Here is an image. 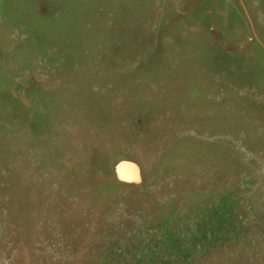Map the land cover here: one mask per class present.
<instances>
[{
  "label": "rangeland",
  "instance_id": "374dc122",
  "mask_svg": "<svg viewBox=\"0 0 264 264\" xmlns=\"http://www.w3.org/2000/svg\"><path fill=\"white\" fill-rule=\"evenodd\" d=\"M0 264H264V0H0Z\"/></svg>",
  "mask_w": 264,
  "mask_h": 264
},
{
  "label": "water",
  "instance_id": "95a60500",
  "mask_svg": "<svg viewBox=\"0 0 264 264\" xmlns=\"http://www.w3.org/2000/svg\"><path fill=\"white\" fill-rule=\"evenodd\" d=\"M118 181L139 184L143 181L141 167L138 162L130 159H122L114 167Z\"/></svg>",
  "mask_w": 264,
  "mask_h": 264
}]
</instances>
